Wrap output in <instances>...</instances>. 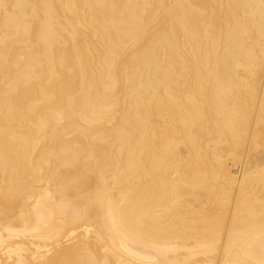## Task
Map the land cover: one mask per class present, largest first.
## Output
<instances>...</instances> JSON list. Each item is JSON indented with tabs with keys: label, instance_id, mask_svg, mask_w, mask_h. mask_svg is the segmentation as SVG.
<instances>
[{
	"label": "bare ground",
	"instance_id": "bare-ground-1",
	"mask_svg": "<svg viewBox=\"0 0 264 264\" xmlns=\"http://www.w3.org/2000/svg\"><path fill=\"white\" fill-rule=\"evenodd\" d=\"M0 264H264V0H0Z\"/></svg>",
	"mask_w": 264,
	"mask_h": 264
}]
</instances>
